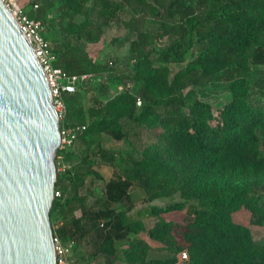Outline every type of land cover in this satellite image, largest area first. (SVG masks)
<instances>
[{
  "label": "trees",
  "instance_id": "1",
  "mask_svg": "<svg viewBox=\"0 0 264 264\" xmlns=\"http://www.w3.org/2000/svg\"><path fill=\"white\" fill-rule=\"evenodd\" d=\"M32 3L20 5L41 20L45 37L46 7L68 15L66 43L95 41L116 18L134 33L121 66L115 57L88 64L59 55L53 60L68 73L87 75L75 82L74 91L62 93L59 127H84L75 147L55 151L69 164L54 180L61 193L48 211L50 224L59 222L52 233L62 243L75 235L83 224L82 213L74 215L79 204L93 219L103 217L100 244L76 257L71 250L72 264L97 251L108 253L106 264H264V241L231 218L243 206L249 222L264 227V98L251 94L245 76L251 65H264V0H42V8ZM73 14L82 18L72 21ZM146 18L154 26L144 27ZM188 47L194 52L186 59ZM223 70L236 73L226 81L229 98L214 115L196 86ZM258 80L254 84L261 89L264 79ZM90 81L100 96L85 106L78 91ZM125 81L129 89H110ZM100 133L124 139L130 148L116 153L100 144ZM98 158L111 168L106 180L95 168ZM94 180L101 182L99 191ZM130 186L139 187L142 198L122 206ZM113 201L118 208L110 206ZM181 209V221L162 215ZM142 231L162 244L163 255H148ZM182 250L186 258L178 261Z\"/></svg>",
  "mask_w": 264,
  "mask_h": 264
},
{
  "label": "water",
  "instance_id": "2",
  "mask_svg": "<svg viewBox=\"0 0 264 264\" xmlns=\"http://www.w3.org/2000/svg\"><path fill=\"white\" fill-rule=\"evenodd\" d=\"M59 139L45 71L0 0V264H56L48 211Z\"/></svg>",
  "mask_w": 264,
  "mask_h": 264
},
{
  "label": "rangeland",
  "instance_id": "3",
  "mask_svg": "<svg viewBox=\"0 0 264 264\" xmlns=\"http://www.w3.org/2000/svg\"><path fill=\"white\" fill-rule=\"evenodd\" d=\"M18 3H23L24 5H28L29 3L36 2L38 3V7L42 8V0H17ZM45 21L47 22V28H45V35L50 43L52 44L54 56L57 59L58 55L62 57L71 58L73 64H88V60L90 62H103L108 58L115 57L117 58V62H123L126 59L128 54V45L130 39L133 37V31L129 30L126 26L123 25L119 18L108 21L101 30L100 36L95 41H86L82 39L71 38L69 43H66L69 34L66 33V28L68 27L67 18L68 15L61 13L55 7H46L44 8ZM82 18L80 14H73L71 16L72 21H79ZM154 21L150 18H146L144 21V27L151 28L154 26ZM64 27V29L62 28ZM170 38H163L159 43H166ZM192 51V47H188L185 52V58H189ZM184 64L183 62L173 64L170 68V73L177 67ZM257 67V69H254ZM236 71H220L217 76L211 81L196 86V94L203 100H206L212 109L213 114L215 115L219 107L229 98L230 90L226 85L227 79L234 76ZM245 76L248 79L249 89L252 92V95L259 96L260 98H264V86L261 89H256V85L254 82L259 78L264 79V65H251L249 70L245 73ZM259 81V80H258ZM113 84V83H112ZM116 88L115 86L110 85V89ZM257 90V91H255ZM80 101L83 105H88L92 101V97L95 95L100 96V90L94 85L93 81H90L88 86L80 88L78 91ZM216 121V117L211 119V123ZM98 140L101 145L107 148H112L116 153H124L127 151L130 146L124 140H116L109 136L106 133H100L97 135ZM76 141L74 142V147L76 145ZM54 150V163L57 171H63L58 169L61 163L69 164V160L61 157L55 156ZM97 159V158H96ZM96 170L104 179L109 170V166L101 161L98 158V163L95 165ZM95 184H93L95 191H99L101 189V182L99 180H94ZM64 181L59 182V185H62ZM184 209L181 210H173L170 212L162 213L165 218H172L177 221L184 220ZM232 220L236 222L243 223L248 226L252 237L259 242L264 241V227L257 224H252L249 222V211L243 206L231 212ZM56 223L51 225V229L55 228ZM54 225V226H53ZM140 236L149 244V252L148 255H163L165 253L164 250H160L157 247L158 241L149 238L145 232H140ZM88 247V246H87ZM178 255V254H177ZM76 264H96L94 258L90 260H79Z\"/></svg>",
  "mask_w": 264,
  "mask_h": 264
},
{
  "label": "built area",
  "instance_id": "4",
  "mask_svg": "<svg viewBox=\"0 0 264 264\" xmlns=\"http://www.w3.org/2000/svg\"><path fill=\"white\" fill-rule=\"evenodd\" d=\"M10 11L11 15L16 20L21 28L24 36L28 40L36 58L41 64L47 76L51 89V102L56 111L58 121L63 118L65 113V104L63 99V92H72L75 88V82L80 78H85L86 73L75 74L68 73L62 68L55 66L53 60L55 58L54 52L50 48L49 40L43 34V25L40 19L30 17L26 14L24 8L17 2V0H2ZM36 2L32 3L35 7ZM111 64V60H108ZM122 62H117V66H121ZM131 87L130 81L119 83L116 89H129ZM139 104V99L136 100ZM59 127V125H58ZM84 127V124H75L59 127L60 139L56 148H64L73 145L77 132ZM56 157H61V153H55ZM68 164L61 163L58 169L64 170ZM59 188H54V195H59L61 192ZM54 249L56 254V264H72L71 248L73 240L70 239L66 243H62L56 234H53ZM186 258V252L180 251L177 255V260Z\"/></svg>",
  "mask_w": 264,
  "mask_h": 264
},
{
  "label": "crops",
  "instance_id": "5",
  "mask_svg": "<svg viewBox=\"0 0 264 264\" xmlns=\"http://www.w3.org/2000/svg\"><path fill=\"white\" fill-rule=\"evenodd\" d=\"M111 168L109 167L108 174L104 178L105 180L110 176ZM142 198V190L137 186H130L127 189L126 194L121 196V205L126 206L129 204L136 205L140 202ZM118 202L113 201L111 203V207L118 208L120 204H117ZM82 213V214H81ZM83 217V224L82 226L78 225L77 230L74 231L75 235L71 237L73 240V245L71 250L74 252V256H79L80 254L90 253L93 252L95 247L98 246L102 240L103 234L102 229L99 227L101 226V222L103 221L102 216L94 217V219L90 216L91 214L86 211V208L79 204L77 208L74 210V215L78 216L80 215ZM147 225H150L153 222V218H146ZM59 224H54L55 227ZM53 225V226H54ZM70 229L73 227L71 226L70 220L67 218V224ZM58 236V235H57ZM70 240V239H69ZM114 246H116V242L112 243ZM162 244L159 242L157 244L158 249H162ZM88 246V247H87ZM109 259V255L106 252L103 251H97L95 253V263L96 264H106V262Z\"/></svg>",
  "mask_w": 264,
  "mask_h": 264
}]
</instances>
